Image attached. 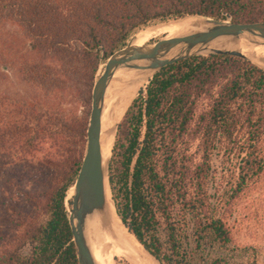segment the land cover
I'll use <instances>...</instances> for the list:
<instances>
[{"label":"trees","instance_id":"16d2710c","mask_svg":"<svg viewBox=\"0 0 264 264\" xmlns=\"http://www.w3.org/2000/svg\"><path fill=\"white\" fill-rule=\"evenodd\" d=\"M188 16L264 22V0H0V80L30 95H0V196L12 230L0 264H78L68 194L87 117L67 118L61 100L85 101L100 66L138 31ZM40 94L59 101L43 107ZM123 115L108 183L128 233L160 264H257L225 219L264 172V69L229 55L191 57L155 73ZM214 151L228 166L217 197ZM31 185L46 188L41 215L27 208L39 204Z\"/></svg>","mask_w":264,"mask_h":264},{"label":"water","instance_id":"95a60500","mask_svg":"<svg viewBox=\"0 0 264 264\" xmlns=\"http://www.w3.org/2000/svg\"><path fill=\"white\" fill-rule=\"evenodd\" d=\"M188 17L202 20L203 29L184 36L158 39L143 46L134 45L132 42L133 37L126 47L116 51L108 58L102 73L94 82L91 92V109L86 129V144L80 168L71 188V206L68 216L78 264H95L84 232L85 221L94 212L104 211L107 192L111 196L108 183L109 159L107 163L103 162L99 134L104 98L114 80L118 78L121 81L118 74L124 70L149 71L150 75L146 80L148 83L154 74L162 68L191 57L229 55L249 61L250 59L237 47L227 49L212 48L211 45L219 41L236 46L237 43L244 39L257 43L254 41L255 38L264 41V22L233 23L200 16ZM118 124L119 122L115 127V132ZM146 253L157 264H160L147 251Z\"/></svg>","mask_w":264,"mask_h":264},{"label":"bare ground","instance_id":"6f19581e","mask_svg":"<svg viewBox=\"0 0 264 264\" xmlns=\"http://www.w3.org/2000/svg\"><path fill=\"white\" fill-rule=\"evenodd\" d=\"M203 27L202 20L188 17L151 27L142 34L139 40V33L136 34L132 42L135 45L138 40L136 46L145 45L140 44L141 40L154 28L156 29L151 32L165 35L166 37L163 38L169 39L200 31ZM254 41L257 43L244 39L237 43L236 46L216 41L212 43L211 47L226 49L237 47L248 59L264 68V41L256 38ZM149 75V71L124 70L118 74L123 83L122 86L118 87L119 83L117 80V86H113V84L109 86L104 98L99 134L100 149L104 163H107L111 154L117 123L126 111L132 97L146 82ZM111 198L107 192L104 211L94 212L85 221L84 232L95 264H115V258L117 257L127 259L128 264H157L122 225L116 215Z\"/></svg>","mask_w":264,"mask_h":264},{"label":"rangeland","instance_id":"374dc122","mask_svg":"<svg viewBox=\"0 0 264 264\" xmlns=\"http://www.w3.org/2000/svg\"><path fill=\"white\" fill-rule=\"evenodd\" d=\"M148 29L149 28L143 31L140 30L141 32L138 31L137 33L132 35L128 43L138 33H139V38H138L139 40L142 34L145 33ZM154 29L150 30L143 37L140 44H146L148 42H151V40L155 41L158 39H162L163 37H166L165 35L158 34L157 32H151ZM138 40L136 41V43H138ZM104 65L100 66L98 74H97L98 77L102 73L104 69ZM255 65L261 67V65H258V64H255ZM1 70L5 71V68H1ZM116 80L119 83L118 87L122 86L123 83L118 78H116L114 82L112 83L113 86L114 85L117 86ZM8 84H9L8 81L0 80V95L3 94V95H10V96H16V97L30 96V95H27L26 92H23L24 90L22 88L19 89L17 85L14 84V86H11V85L8 86ZM146 84L147 82L144 83L142 87H140V89L143 88ZM91 92H92V89H91ZM91 92L89 96L83 95L85 97V101H82L81 99H78L76 97L75 98L64 97L63 100H61V109L66 111L65 114L67 115V118L72 117L73 119L75 117V119L77 120V119H81L86 116L87 117L86 121L88 125V119H89V114H90V109H91ZM37 96L39 98L38 103L43 107L53 108L54 105L57 104L59 101V98H57L59 97V95L50 94L49 96H45V95L40 94ZM134 96H136V94ZM122 119L123 117L120 119V121L118 120L119 123L122 121ZM87 125H86V129H87ZM114 140H115V136H114ZM114 140H113V143H114ZM81 143L82 141L78 142L79 147L81 146L83 150L82 152V157H83L85 144H86V136H85V139L83 140L82 145ZM189 153L193 156V160L195 163L200 162L201 150L199 148L198 140H191V143L189 145ZM222 157L223 156L221 152L214 151L212 161H211V170L213 169L214 172L216 173V180H215L214 185L213 183L212 185H210V190H209L210 194L213 197H217L216 183H218V181L224 176L225 174L224 170L228 167L227 163L226 164L223 163ZM110 158H111V154L109 156V161H110ZM2 178L3 177H1L0 179V190H1V187H4L3 185L4 178L3 179ZM14 184L15 186L17 185V187L15 188L13 192L17 197L19 193L18 187H21L24 184V180H22L21 177H16ZM29 189L33 191L35 194H38L40 198L38 201L39 202L38 205L36 204L34 208H32L30 205H27V208L33 211L35 215L37 213L40 214L42 211V204H40V201L42 199L43 193H45L46 191V188L44 187V185H40L38 187L36 185L34 186L31 185ZM71 195H72V192L70 190L68 194L69 199H71ZM20 198L21 196H19V199ZM1 203L2 202H1V196H0V241L2 239L9 238V236L12 233V230L10 228L11 224L7 222V219L5 218L4 210L1 206ZM225 221L231 232L234 245L240 248H243V247L249 248V252L255 254V259H256L257 264H264V172L256 180L250 183L247 186V188L241 194H239V196L231 203L229 207V213L227 214ZM128 263L129 262L127 259H124L121 257L115 258V264H128Z\"/></svg>","mask_w":264,"mask_h":264}]
</instances>
